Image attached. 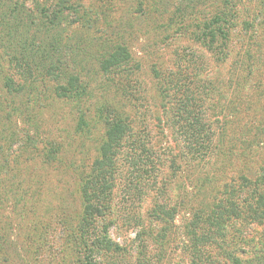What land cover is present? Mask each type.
I'll return each mask as SVG.
<instances>
[{"label":"rangeland","instance_id":"374dc122","mask_svg":"<svg viewBox=\"0 0 264 264\" xmlns=\"http://www.w3.org/2000/svg\"><path fill=\"white\" fill-rule=\"evenodd\" d=\"M224 1L0 0V264L78 262L67 243L74 228L64 221L79 212L80 173L106 138L97 109L107 100L128 112L153 162L135 167L139 151L130 142L124 147L110 213L97 232L125 250L97 264H191L187 225L196 206L214 202L224 185L244 191L241 177L264 173V0H235L236 17L225 28L231 41L211 49L201 32ZM121 44L133 56L127 80L97 64ZM246 51L254 58L246 60L251 74L236 66ZM62 73L88 81L86 95L60 97ZM172 81L195 98V109L213 116L215 137L201 150L215 149L223 131L220 151L185 154V128L173 110L186 102L165 91ZM51 150L56 159L48 161ZM162 203L168 214L155 213ZM213 240L209 256L225 264L222 242Z\"/></svg>","mask_w":264,"mask_h":264},{"label":"trees","instance_id":"16d2710c","mask_svg":"<svg viewBox=\"0 0 264 264\" xmlns=\"http://www.w3.org/2000/svg\"><path fill=\"white\" fill-rule=\"evenodd\" d=\"M235 5V0H225L223 6L216 8L211 18L206 21L205 26L209 31L208 33L202 31L200 37L205 40L209 39L211 49L219 50L223 43L231 41L230 35L226 34L229 31L225 28L227 25H231L236 17L232 9ZM232 16L234 17L231 20ZM245 54L246 59L242 58V54L238 55L236 66L251 74L252 66L246 60L252 62L254 58L250 51H246ZM132 62L133 56L129 49L121 44L106 54L105 58L97 64L104 73L113 74L114 71H119L122 75L127 73L128 75L124 76L127 80L128 76L133 74ZM62 76L60 78L64 85L58 89L60 97L79 100L86 95L89 87L88 81L82 80L80 75L74 73H62ZM157 79L161 83L160 71L157 74ZM172 85V88L171 86L164 87L165 91L168 92L172 89V91L182 94L181 97L186 102L184 105L181 102L173 110V115L181 122L179 126L185 128L181 130L182 141L187 149L185 154L191 155L193 159L197 154L202 158L204 153L210 154L215 149L216 152L220 151L219 147L224 143L223 131L218 135V144L215 145V149L213 146L210 150H201V148L206 149L203 145L204 142L210 143L215 137L210 132L211 125L215 124L213 116L208 114V118H206L199 109L194 108L196 104L193 105L195 103L193 96L185 95L178 83L172 81ZM260 97L264 99V91ZM192 105L194 110L191 108ZM210 111L212 114V108L208 112L210 113ZM97 113L101 124L106 128L107 135L98 149L99 155L90 169L80 173L78 185L81 193V208L73 219L69 218L64 221L66 227L70 228L71 224V228H74L71 230L72 238L70 240L68 237L67 243L68 248L78 255L76 264H97V257L101 260L109 252L122 253L125 250V248L112 243L105 235L97 232L99 221L106 217L105 214L110 213L116 176L121 161L120 156L124 147L130 142L133 144L129 145L139 151L136 157L139 163H136L135 167L142 168L153 162L146 137L140 136L136 130L134 131L133 122L122 105L107 100L98 107ZM79 122L81 128L86 125L84 115L80 117ZM219 124L221 129L228 126L225 122L222 126L221 122ZM222 153L225 154V150H222ZM47 155L48 161L56 159V153L52 150ZM177 158L178 156L175 157V159ZM154 160L158 161L156 157ZM178 160L172 161L173 166H176ZM187 162H189L188 158ZM188 175L185 174V176ZM241 178L244 179L245 186H247L243 188L244 191L242 189L237 191L235 187L227 190L228 186L224 185L222 193L216 191V194L213 195L214 202L197 205L196 209L198 210L193 208L195 210L193 222L187 225V235H190L191 243L189 248L193 252L191 264H217L209 256L214 237L222 242L218 249L228 264H264V173L258 174L255 180L247 177ZM206 179L207 177L204 181ZM197 190L199 191V188ZM236 193L241 197H235ZM164 205L165 203L158 204L155 213L168 214ZM190 213L192 214L191 211ZM137 235L140 240L141 234ZM210 239L211 243L207 244ZM141 247L146 248L145 246ZM142 252L138 251V255H144ZM142 262L140 260V264Z\"/></svg>","mask_w":264,"mask_h":264}]
</instances>
